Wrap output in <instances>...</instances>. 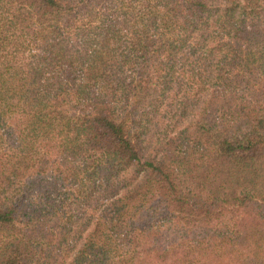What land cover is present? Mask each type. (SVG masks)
Returning <instances> with one entry per match:
<instances>
[{
	"label": "trees",
	"instance_id": "trees-1",
	"mask_svg": "<svg viewBox=\"0 0 264 264\" xmlns=\"http://www.w3.org/2000/svg\"><path fill=\"white\" fill-rule=\"evenodd\" d=\"M0 264H264V0H0Z\"/></svg>",
	"mask_w": 264,
	"mask_h": 264
}]
</instances>
